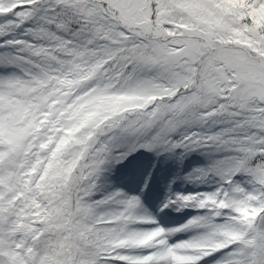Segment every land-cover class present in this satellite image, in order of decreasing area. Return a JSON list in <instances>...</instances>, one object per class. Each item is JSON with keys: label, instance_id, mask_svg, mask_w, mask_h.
I'll use <instances>...</instances> for the list:
<instances>
[{"label": "snow or ice", "instance_id": "obj_1", "mask_svg": "<svg viewBox=\"0 0 264 264\" xmlns=\"http://www.w3.org/2000/svg\"><path fill=\"white\" fill-rule=\"evenodd\" d=\"M0 264H264V0H0Z\"/></svg>", "mask_w": 264, "mask_h": 264}, {"label": "rangeland", "instance_id": "obj_2", "mask_svg": "<svg viewBox=\"0 0 264 264\" xmlns=\"http://www.w3.org/2000/svg\"><path fill=\"white\" fill-rule=\"evenodd\" d=\"M178 215V214H177Z\"/></svg>", "mask_w": 264, "mask_h": 264}]
</instances>
